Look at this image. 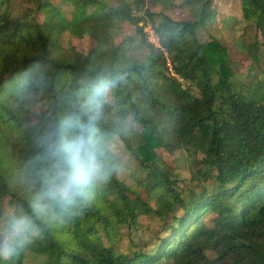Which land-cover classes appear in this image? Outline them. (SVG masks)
Segmentation results:
<instances>
[{
	"label": "trees",
	"instance_id": "obj_1",
	"mask_svg": "<svg viewBox=\"0 0 264 264\" xmlns=\"http://www.w3.org/2000/svg\"><path fill=\"white\" fill-rule=\"evenodd\" d=\"M216 1L181 0L190 12L177 20L149 8L140 14L144 0H0V216L5 197L11 209L25 203L21 173L35 126L57 116L58 97L74 79L101 65L127 72L109 112L134 118L117 137L124 154L115 152L117 167L95 201L9 264H26L27 255L38 264H264V79L235 78L219 31L239 19L218 25ZM225 1L239 4L241 22L256 32L236 50L259 62L264 0ZM122 22L135 36L116 42L114 24ZM147 23L158 45L143 32ZM83 36L90 48L65 45ZM37 65L48 70L47 87L21 100V75ZM36 103L41 111L29 114ZM164 155L175 166L185 160L190 177L178 176ZM121 168L132 184L117 177ZM143 218L152 223L143 226L147 235L121 249Z\"/></svg>",
	"mask_w": 264,
	"mask_h": 264
},
{
	"label": "clouds",
	"instance_id": "obj_2",
	"mask_svg": "<svg viewBox=\"0 0 264 264\" xmlns=\"http://www.w3.org/2000/svg\"><path fill=\"white\" fill-rule=\"evenodd\" d=\"M126 78L123 70L98 66L60 94L61 111L54 119L35 126L34 153L21 173L26 201L0 216V261L9 264L46 231L66 226L109 181L117 167L114 141L134 127L131 115L109 112L113 93ZM47 83V68L25 70L18 83L21 100Z\"/></svg>",
	"mask_w": 264,
	"mask_h": 264
},
{
	"label": "rangeland",
	"instance_id": "obj_3",
	"mask_svg": "<svg viewBox=\"0 0 264 264\" xmlns=\"http://www.w3.org/2000/svg\"><path fill=\"white\" fill-rule=\"evenodd\" d=\"M19 1V0H18ZM111 3H113V0H108ZM218 5L221 8V15H219L215 22H217L218 25H221L222 22H225L226 19H228L229 16H235L237 19H239V22H237L234 26L224 25L222 29H220L219 33L221 34V38L219 39V42L227 45L230 47V55H229V61H231L235 73V78L237 80H242L245 82H250L254 77H263L264 79V53L260 55L257 59V63L253 61V59H250V56L246 52H239L236 50V47L241 44V38H243V41L245 43L249 44L251 43L256 35L255 29L253 25H247L242 21L241 13L239 11V4L236 2H229L225 0H217L216 1ZM145 8H149L152 12L158 13L161 11L166 12L169 16H171L174 19L181 20L189 17L190 8L189 6H186L184 4H181V0H144V3L140 5V9L138 10L140 14L143 13ZM15 13L19 12L20 9H14ZM141 21L139 24H142ZM143 32L146 35V38L149 39L153 44L158 45V39L156 35L154 34L152 28L150 27L149 23L146 25H143ZM213 33H216V30L212 31ZM199 37L202 39H205L206 36L203 33H198ZM126 35H134L135 36V28L133 25L129 24L128 22H122V23H115L114 29H113V36L115 37L116 42H120L124 36ZM65 45L66 46H75L78 50H86L90 48L93 45L92 40H90L87 36H83L81 39L68 37L65 38ZM135 54H141L144 55L145 51L141 50L136 52ZM261 64V67H258V64ZM249 69V67H251ZM41 111V107L39 103H36L32 105L30 113L29 114H37ZM124 115L125 111H122ZM135 127L138 128V126L135 124ZM114 151L118 154L123 155L124 151L121 149V143L116 138L114 141ZM166 161L171 166H175L176 163H174L170 156L164 155ZM185 157V154H182ZM124 159L126 156H123ZM175 173H177L180 177H190L187 163L185 160H181L177 166H175ZM117 177L120 180L125 181L127 184H132L133 179L129 177V170L127 168H121L118 173ZM4 215L6 216L8 212L11 210L9 206L7 205L6 197L4 198ZM141 227L138 226V229L133 232H129L131 236H125L121 240L120 248L124 249L127 244L129 243L130 239H134L135 241H138L135 237L136 234H142V232L147 235L146 231L148 229L143 228L145 225H151L152 223H148L145 218L140 219ZM123 233L126 231L124 229L121 230ZM133 236V237H132ZM131 237V238H130ZM37 258H34V256H28L25 259L26 264H38L36 262Z\"/></svg>",
	"mask_w": 264,
	"mask_h": 264
}]
</instances>
